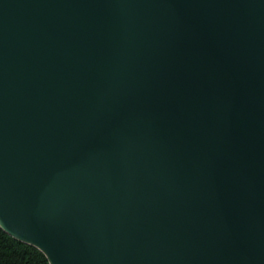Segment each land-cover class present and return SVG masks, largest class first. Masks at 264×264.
<instances>
[{
	"label": "water",
	"instance_id": "95a60500",
	"mask_svg": "<svg viewBox=\"0 0 264 264\" xmlns=\"http://www.w3.org/2000/svg\"><path fill=\"white\" fill-rule=\"evenodd\" d=\"M0 226L50 264H264V0H0Z\"/></svg>",
	"mask_w": 264,
	"mask_h": 264
},
{
	"label": "trees",
	"instance_id": "16d2710c",
	"mask_svg": "<svg viewBox=\"0 0 264 264\" xmlns=\"http://www.w3.org/2000/svg\"><path fill=\"white\" fill-rule=\"evenodd\" d=\"M0 264H50L42 251L21 242L0 226Z\"/></svg>",
	"mask_w": 264,
	"mask_h": 264
}]
</instances>
